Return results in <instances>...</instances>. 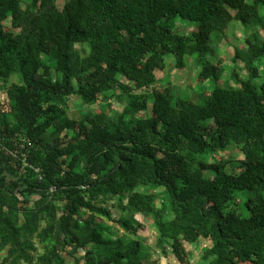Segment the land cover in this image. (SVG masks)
Wrapping results in <instances>:
<instances>
[{
  "label": "trees",
  "instance_id": "obj_1",
  "mask_svg": "<svg viewBox=\"0 0 264 264\" xmlns=\"http://www.w3.org/2000/svg\"><path fill=\"white\" fill-rule=\"evenodd\" d=\"M260 7L0 0L2 264H153L137 216L177 264H264ZM232 21L248 33L234 58L246 76L228 67L233 84L211 42ZM168 57L175 69L196 65L200 102L162 86ZM232 146L242 159L227 171ZM199 239L208 246L192 261L185 244Z\"/></svg>",
  "mask_w": 264,
  "mask_h": 264
},
{
  "label": "rangeland",
  "instance_id": "obj_2",
  "mask_svg": "<svg viewBox=\"0 0 264 264\" xmlns=\"http://www.w3.org/2000/svg\"><path fill=\"white\" fill-rule=\"evenodd\" d=\"M30 0H26L29 2ZM66 0H55V6L57 9H61ZM264 8L260 7V13L263 14ZM8 28V24L6 25ZM185 26L177 27L178 31H183ZM191 29L187 30V35L190 33ZM246 29L236 21H232L226 30L223 33V36L216 38V34L214 33L211 36V42L213 46L217 49L220 55L223 58V66L225 68L224 73L222 74L221 81H227L228 83H232L230 79V70L229 68H237L236 71L239 73L241 77L246 76V71L241 70L243 67V63L239 60L234 61V58L237 54L243 51L242 39L247 36ZM260 35L264 39V31L260 30ZM76 50L78 51L80 57L84 58L88 54V48L85 44H76ZM186 59V58H185ZM173 60L172 57H168L165 61V69L161 72H158V77L161 78V84L164 88L171 86L172 92L174 95H178L181 98H186L195 102H200L201 99L199 97L200 94V86L199 80H197V72L198 69L196 65L192 62L190 58L185 60V66L182 69H175L170 62ZM263 75L261 79L262 81ZM233 84V83H232ZM208 86L207 83H205ZM209 88H211L209 84ZM0 99L4 105L5 110H7V103L5 94L1 93ZM98 107L95 106L96 110ZM76 107L72 108V111H75ZM225 158L229 160V164L227 166V171L234 170L235 166L234 162L242 159L241 153L234 146L230 147L227 153L225 154ZM111 204V202H110ZM109 204V205H110ZM110 205V211L114 218H118L121 215L120 210L115 206ZM155 204L160 206V199H158ZM106 206V205H105ZM123 214V213H122ZM137 221L140 224V231L137 234L138 240L141 242L143 249L150 254V260L153 264H175L177 263L176 259L170 254L167 249L168 254L163 255L156 247H155V238H156V230L149 219H143L140 216H137ZM106 222V221H105ZM112 231H115V228L112 227ZM121 234V233H120ZM206 242L202 239H199L195 244L189 245L185 244L187 253L191 256V260L195 261L201 256L202 249L206 246ZM208 246V245H207ZM0 264H2V260L0 258ZM249 264V263H248Z\"/></svg>",
  "mask_w": 264,
  "mask_h": 264
},
{
  "label": "crops",
  "instance_id": "obj_3",
  "mask_svg": "<svg viewBox=\"0 0 264 264\" xmlns=\"http://www.w3.org/2000/svg\"><path fill=\"white\" fill-rule=\"evenodd\" d=\"M175 264H177V263H175Z\"/></svg>",
  "mask_w": 264,
  "mask_h": 264
}]
</instances>
